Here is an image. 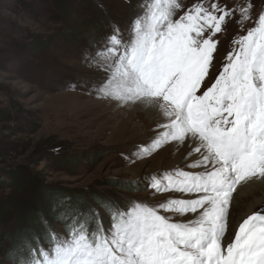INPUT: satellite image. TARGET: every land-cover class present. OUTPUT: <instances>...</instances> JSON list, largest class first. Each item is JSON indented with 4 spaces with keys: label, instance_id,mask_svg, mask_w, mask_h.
Returning a JSON list of instances; mask_svg holds the SVG:
<instances>
[{
    "label": "snow or ice",
    "instance_id": "1",
    "mask_svg": "<svg viewBox=\"0 0 264 264\" xmlns=\"http://www.w3.org/2000/svg\"><path fill=\"white\" fill-rule=\"evenodd\" d=\"M253 9V0H147L126 38L114 26L93 44L85 60L103 74L96 95L161 114L165 122L140 150L183 146L184 167L150 177L145 191L172 194L164 200L108 197L112 210L96 208L94 226L51 229L47 246L26 239L8 251L14 264H264V207L244 202L250 189L264 191V9L255 20ZM230 21L254 26L232 40L201 91Z\"/></svg>",
    "mask_w": 264,
    "mask_h": 264
},
{
    "label": "rangeland",
    "instance_id": "2",
    "mask_svg": "<svg viewBox=\"0 0 264 264\" xmlns=\"http://www.w3.org/2000/svg\"><path fill=\"white\" fill-rule=\"evenodd\" d=\"M183 2L190 6L194 0ZM144 3L0 0V264H14L8 251L36 240V216L47 234L66 232L58 222L45 223L41 211L54 195H62L60 216L73 222L81 205L94 218L96 208L112 210L108 197L127 205L126 198L156 204L172 195H152L145 187L150 177L163 180L170 170L184 167L183 146L177 150L167 144L151 155L143 153L141 147L150 146L164 120L138 105L122 107L99 98L94 82L103 74L85 60L114 26L126 38L129 22ZM253 4L255 20L264 0ZM252 26L246 23L241 30L230 21L218 34L215 69L201 91L221 70L232 40ZM261 207L264 200L253 211Z\"/></svg>",
    "mask_w": 264,
    "mask_h": 264
},
{
    "label": "trees",
    "instance_id": "3",
    "mask_svg": "<svg viewBox=\"0 0 264 264\" xmlns=\"http://www.w3.org/2000/svg\"><path fill=\"white\" fill-rule=\"evenodd\" d=\"M61 196L62 195H60V193H59V195H54L53 200L50 199L49 201L45 202L43 207H41V211L45 215V216H43L44 219L51 221V222L60 223L62 228L66 231V225L68 228H71V226L77 222H75V221L73 222L71 220H68V219H66V217H64L62 215L60 216V213H61L60 210H61V206H62V203H61L62 197ZM83 207H84L83 205L79 206L80 209L77 212L79 215V218L77 220H79L80 222L87 223L89 225L94 226L96 221H95V218L92 216L90 209H88L86 207V209L84 210ZM107 210L111 211L110 209H107ZM36 218L38 221L35 224L34 234L37 237H41L43 240L42 243H45L49 239L50 235L47 234V230L44 228L45 225L42 222L43 219L41 220L39 218V216H36ZM103 219H104L105 225H107L109 222L108 218L103 217ZM36 233H38V234H36Z\"/></svg>",
    "mask_w": 264,
    "mask_h": 264
},
{
    "label": "bare ground",
    "instance_id": "4",
    "mask_svg": "<svg viewBox=\"0 0 264 264\" xmlns=\"http://www.w3.org/2000/svg\"><path fill=\"white\" fill-rule=\"evenodd\" d=\"M158 116H160L161 119H163L165 122V118L161 114L158 113ZM124 131L128 132L127 128H125ZM125 132L123 134H125ZM250 199H255L257 201L256 206L252 209L254 210L257 207V205H259L264 200V191L260 190L258 186H256L254 190L250 189L248 194H246V196L244 197V202H247V200H250Z\"/></svg>",
    "mask_w": 264,
    "mask_h": 264
}]
</instances>
